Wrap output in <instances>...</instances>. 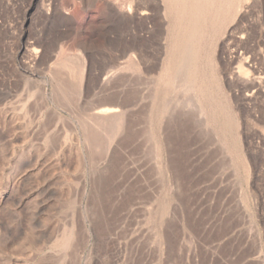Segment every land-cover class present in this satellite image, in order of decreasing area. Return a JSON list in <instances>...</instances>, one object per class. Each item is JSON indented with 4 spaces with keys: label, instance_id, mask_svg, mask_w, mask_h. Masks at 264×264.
<instances>
[{
    "label": "rangeland",
    "instance_id": "obj_1",
    "mask_svg": "<svg viewBox=\"0 0 264 264\" xmlns=\"http://www.w3.org/2000/svg\"><path fill=\"white\" fill-rule=\"evenodd\" d=\"M158 1L0 0V264H264V0Z\"/></svg>",
    "mask_w": 264,
    "mask_h": 264
},
{
    "label": "bare ground",
    "instance_id": "obj_2",
    "mask_svg": "<svg viewBox=\"0 0 264 264\" xmlns=\"http://www.w3.org/2000/svg\"><path fill=\"white\" fill-rule=\"evenodd\" d=\"M163 1V0H162ZM165 1L166 0H164L162 3H165ZM175 1H181L183 4H188L189 5V7L190 8H194L193 6H200L201 4H199V3H202L204 0H175ZM207 1H209V0H207ZM134 2H137V4H139V5H144V6H147V5H150V3H154L155 5H159V4H161L160 3V1H158V0H128V6H129V8L130 7H132L131 5H133L134 4ZM167 3H166V5L167 4H169V3H171V2H173L172 0H171V2L169 1V3H168V1H166ZM121 4V3H120ZM171 4H173V3H171ZM116 5V4H115ZM170 5V4H169ZM165 6V5H164ZM178 6V5H177ZM183 6V5H182ZM135 7V6H134ZM174 7V6H173ZM128 8V7H127ZM150 8H151V5H150ZM183 8L184 9H186V7H184L183 6ZM155 9V8H154ZM177 9V8H176ZM159 10V9H158ZM183 10V9H182ZM176 11V10H175ZM149 12V11H148ZM153 12V11H152ZM155 12H157L156 10H155ZM147 13V12H146ZM145 13V14H146ZM133 14V13H132ZM152 14V13H151ZM201 14V13H200ZM136 15V14H135ZM182 15H183V13H182ZM181 15V17H183ZM149 16V15H148ZM180 17V16H179ZM201 17V16H200ZM146 18H148V17H146ZM152 18V17H151ZM156 18V17H155ZM158 18H159V16H158ZM161 18V17H160ZM159 18V19H160ZM207 18V17H206ZM199 18H197V20H198ZM202 19V18H201ZM143 20V19H142ZM141 20V21H142ZM161 21V20H160ZM163 21V20H162ZM153 22V21H152ZM201 25V24H200ZM203 27V26H202ZM81 78V77H80ZM81 80V79H80ZM95 96V95H94ZM95 114L97 115V117H99V119L101 118V119H109V118H113V117H117V118H119V114H121V110H120V108L118 107V106H107V107H102V108H98L97 110H95ZM123 114V113H122ZM116 118V119H117ZM4 193L6 192V191H3ZM4 195V194H3ZM1 197H2V193H1V190H0V200H1Z\"/></svg>",
    "mask_w": 264,
    "mask_h": 264
}]
</instances>
